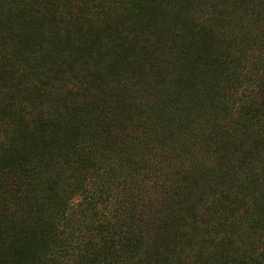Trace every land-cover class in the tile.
<instances>
[{"label": "trees", "instance_id": "obj_1", "mask_svg": "<svg viewBox=\"0 0 264 264\" xmlns=\"http://www.w3.org/2000/svg\"><path fill=\"white\" fill-rule=\"evenodd\" d=\"M0 264H264V0H0Z\"/></svg>", "mask_w": 264, "mask_h": 264}]
</instances>
